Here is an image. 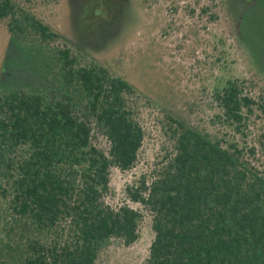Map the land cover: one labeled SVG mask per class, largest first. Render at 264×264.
Here are the masks:
<instances>
[{"label":"trees","instance_id":"trees-1","mask_svg":"<svg viewBox=\"0 0 264 264\" xmlns=\"http://www.w3.org/2000/svg\"><path fill=\"white\" fill-rule=\"evenodd\" d=\"M3 21L27 43L64 40L19 0H0ZM57 51L55 82L0 92V264H98L115 241L136 243L147 218L146 264H264V166L249 143L264 101L229 81L207 127L193 93L165 103L83 64L76 46ZM151 145L132 204H109L112 170L131 172Z\"/></svg>","mask_w":264,"mask_h":264},{"label":"rangeland","instance_id":"rangeland-1","mask_svg":"<svg viewBox=\"0 0 264 264\" xmlns=\"http://www.w3.org/2000/svg\"><path fill=\"white\" fill-rule=\"evenodd\" d=\"M19 1L64 40L27 43L9 33L7 21L0 22V92L41 91L55 82L57 50L67 43L90 56L76 52L83 64L93 58L129 76L159 101L173 104L183 92L194 94L200 103L197 114L207 127L218 111L213 94L229 81L242 82L245 93L264 101V0ZM251 132L249 143L257 146L262 167L264 117L259 112ZM97 142L106 146L101 137ZM154 149L148 146L131 172L112 170L109 204H132L126 188L147 172ZM152 241L147 218L136 243L115 241L98 264H146Z\"/></svg>","mask_w":264,"mask_h":264}]
</instances>
